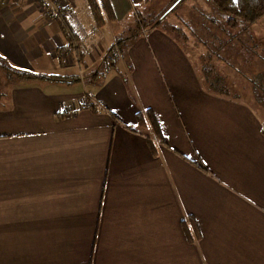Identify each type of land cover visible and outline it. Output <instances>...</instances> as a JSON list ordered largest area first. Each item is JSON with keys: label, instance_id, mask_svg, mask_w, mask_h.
<instances>
[{"label": "crops", "instance_id": "0c3cea01", "mask_svg": "<svg viewBox=\"0 0 264 264\" xmlns=\"http://www.w3.org/2000/svg\"><path fill=\"white\" fill-rule=\"evenodd\" d=\"M60 2L82 63L37 2L0 0L1 60L37 73L0 67V264H264L261 111L208 91L158 29L156 65L88 0ZM111 2L121 20L134 0Z\"/></svg>", "mask_w": 264, "mask_h": 264}, {"label": "rangeland", "instance_id": "374dc122", "mask_svg": "<svg viewBox=\"0 0 264 264\" xmlns=\"http://www.w3.org/2000/svg\"><path fill=\"white\" fill-rule=\"evenodd\" d=\"M104 18L109 17L104 15ZM111 20L113 23L117 21L114 24L117 32L124 33L117 35L124 50L127 46H143L144 43L150 50L152 64L158 65L159 57L148 43L151 31L156 28L172 37L202 76L208 91L229 88L231 96L259 107L264 119V107L255 97L251 83L264 85V17L252 25L241 21L233 24L227 14L216 9L213 0H134L132 11L126 18ZM115 62L114 57L110 58L108 67ZM128 65L135 69L132 59L128 60ZM75 85L82 88L81 84ZM165 85L169 89L167 83Z\"/></svg>", "mask_w": 264, "mask_h": 264}, {"label": "trees", "instance_id": "16d2710c", "mask_svg": "<svg viewBox=\"0 0 264 264\" xmlns=\"http://www.w3.org/2000/svg\"><path fill=\"white\" fill-rule=\"evenodd\" d=\"M88 2L93 15L99 24L104 23L105 20L104 15L106 17H109V19H113L116 17L115 10L113 8L111 0H88ZM213 3L217 10L229 16V21L230 23L233 24L241 21L249 25H252L258 23L264 17V0H213ZM55 17L57 18L63 33L68 38V43H69L68 47H71V49L76 53L77 57L79 58V61L82 63L85 57V53L83 47L79 43V37L77 36L71 24V21L68 18L67 13H59L56 14ZM0 67L5 68L6 70L9 71V73L15 72V74L18 75H23V74L37 75V73L32 72L30 70L17 69L7 65L1 60V56H0ZM38 75L49 79L51 78L55 79L57 77L56 75H46V74H38ZM251 83L254 86L253 88H254L255 97L258 98L259 102L264 107V85L259 83H253V81ZM223 90L227 91L228 93L230 91L229 88L227 89L224 88L222 89V91L217 90V93H222L224 95L228 94L227 92H223ZM212 92H216V91H212ZM227 96L232 97L233 100L248 102L247 100L239 99L238 96L237 97L231 96L230 93ZM256 108L260 110L259 107ZM140 118L141 119L149 118L157 136L162 140L163 143H167L163 134L161 123L157 118V115L155 114L153 109L151 108L147 109L145 111V115L141 113ZM263 132H264V124H263ZM185 157L191 160L192 162L199 164V166L204 167V165H202L200 162L193 160L188 156ZM193 229L195 231L198 230V227L195 222H193ZM197 236L200 237V233H197Z\"/></svg>", "mask_w": 264, "mask_h": 264}, {"label": "built area", "instance_id": "2783aa9c", "mask_svg": "<svg viewBox=\"0 0 264 264\" xmlns=\"http://www.w3.org/2000/svg\"><path fill=\"white\" fill-rule=\"evenodd\" d=\"M34 1L37 2L39 7H41L47 14L53 17H55L56 14L59 13H69L73 9V5L71 3L63 4L60 2V0H34ZM84 104L92 106L89 96L84 97L82 106Z\"/></svg>", "mask_w": 264, "mask_h": 264}]
</instances>
